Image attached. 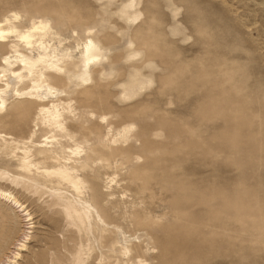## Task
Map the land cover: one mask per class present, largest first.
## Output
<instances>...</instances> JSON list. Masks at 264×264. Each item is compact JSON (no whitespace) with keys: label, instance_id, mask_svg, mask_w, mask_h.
I'll return each instance as SVG.
<instances>
[{"label":"rangeland","instance_id":"rangeland-1","mask_svg":"<svg viewBox=\"0 0 264 264\" xmlns=\"http://www.w3.org/2000/svg\"><path fill=\"white\" fill-rule=\"evenodd\" d=\"M10 13L51 31L32 55L46 59L27 78L31 113L0 114L15 138L0 137V169L24 153L75 165L84 198L0 179L26 207L0 195V264H74L77 252L82 264H264V0H0V19ZM52 103L71 107L66 133L39 118ZM33 130L59 144L39 153L24 143ZM61 195L87 202L85 227Z\"/></svg>","mask_w":264,"mask_h":264},{"label":"bare ground","instance_id":"bare-ground-1","mask_svg":"<svg viewBox=\"0 0 264 264\" xmlns=\"http://www.w3.org/2000/svg\"><path fill=\"white\" fill-rule=\"evenodd\" d=\"M50 31V24L38 18H32L29 26H25L24 23H22V17L16 13H10L0 19V51H2L4 55L3 60L5 63V67H0V96L3 95L4 100L7 102L5 103L4 100L0 98V114L2 115L5 112L10 111L9 114L14 115L16 118V124H22L21 121L23 120V117L31 113V104L39 99L38 92L30 88L28 85L29 80L27 78L28 75L33 72L34 65L37 62L45 61L46 59L45 55H40L37 59H34L32 55L37 49L45 51V40L46 37L49 36ZM88 42L89 44L87 45V48L90 44L92 45V41L90 39H88ZM9 54L12 55L10 56ZM85 54V67L88 69L93 57L88 55L89 50H87ZM12 57L14 58L15 63L22 65V68L18 70L11 68L10 59ZM51 68L52 70L60 71V68L56 65L51 64ZM129 90L130 89L125 88L123 91L124 95L127 97L128 95L130 96L131 90ZM27 91L29 92V100H27L26 97H22ZM66 111H71V107H64L61 110L57 104L52 103L50 106H41L39 108V118L42 119L43 124L47 123L49 126H53L60 133H66L67 129L64 123V115L66 114ZM130 129L131 128H125L122 136L126 137ZM0 137H2L6 144L9 142L13 144L15 142V138L9 133L0 134ZM35 138L36 130H33L30 134L29 140L27 142L24 141V143L37 148L39 153L51 152L52 149L55 148L54 144H59L55 135H51V137L47 136L45 143L39 142L35 140ZM62 150H65L64 146H62ZM70 152L75 156L80 154L78 148L76 151L71 150ZM71 157L72 156H70V158ZM53 160H56V158H53ZM17 161L18 166H15L16 168H13L12 172L8 169H0V179L6 180L17 186H22L26 189H31L33 187L38 188V186L46 188L48 184L55 185L58 188L62 186H70L76 191L79 198L80 196L84 198L81 187L79 186V182L82 179L76 174L75 165L69 166L58 163L52 169L42 167L30 160L27 153H24ZM0 195H2L3 198L8 199L14 206L19 207L21 211L25 210L26 207L20 203L11 191L0 190ZM91 198L96 207L98 216L102 222L106 223L105 216L107 209H104V206H100V203L96 199L94 190ZM59 201L60 203L62 202V210L64 209V213L72 223L78 222L81 226H86L85 218L88 216L87 212L90 211L89 208L85 207V204L87 203L86 201L79 199L78 202H70L63 195L59 196ZM29 220L32 219L30 218ZM24 246L26 247V245ZM19 249H23V247H20ZM78 253L80 252H77V254ZM77 254L74 255L72 261H74V264H82L83 262L80 259L81 255Z\"/></svg>","mask_w":264,"mask_h":264}]
</instances>
